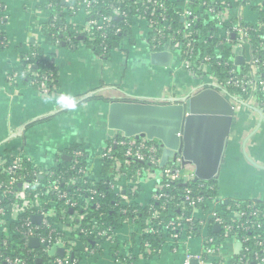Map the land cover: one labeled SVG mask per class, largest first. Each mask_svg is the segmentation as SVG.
Returning <instances> with one entry per match:
<instances>
[{
    "label": "crops",
    "instance_id": "crops-1",
    "mask_svg": "<svg viewBox=\"0 0 264 264\" xmlns=\"http://www.w3.org/2000/svg\"><path fill=\"white\" fill-rule=\"evenodd\" d=\"M78 1L63 0V4L65 11H70L68 22L82 28L88 15L84 6L75 7ZM0 5V38L4 43L0 48V159L20 155L42 169H50L67 160L64 156H70V147L79 144L85 152L88 177L94 181L105 179L108 172L102 153L111 137L107 127L110 97L168 99L215 82L214 76L192 75L185 67L186 71L176 68L182 74L178 84H169L165 69L153 64L157 78H150V82L137 77L132 68L130 72L125 70L133 56L132 49H139L138 43L146 46L142 57L150 61L148 38L141 30V23H136L133 25L134 43L126 42L124 50L116 53L120 57L112 61L113 65L117 62L124 76L122 71L119 75L113 74L112 65L101 61H106L105 58L81 43L76 49L46 50L48 57L53 55L57 86L52 90L38 88L29 82L22 57L31 51L33 44L43 41V28L52 15L48 1L0 0ZM248 10L253 8L246 0L234 11V16L242 23H257L259 16L254 17ZM236 52V59L242 57L239 63L251 61V44L237 47ZM133 62V66L139 67ZM232 102L238 110L221 179H218V198L263 202L264 112L262 115L257 110L261 107L255 99ZM157 179V176L146 177L138 185L135 200L142 206L153 199ZM116 184L123 194L125 184L129 185L123 179ZM78 222L75 218L68 220L67 225L74 227ZM143 228L139 220H129L113 239L99 244L100 249H92L76 237L73 250L77 264H182L188 250L193 253L203 250V238L209 234L207 225L202 235L191 238L183 235L178 242L168 239L161 250L152 254L142 242ZM242 249L243 243L237 236L227 237L210 258L222 264H235Z\"/></svg>",
    "mask_w": 264,
    "mask_h": 264
},
{
    "label": "built area",
    "instance_id": "built-area-1",
    "mask_svg": "<svg viewBox=\"0 0 264 264\" xmlns=\"http://www.w3.org/2000/svg\"><path fill=\"white\" fill-rule=\"evenodd\" d=\"M138 4L136 11L138 12L133 21L136 23H145L148 27V40L151 41L150 51H173L179 56L183 67L192 74L208 73L210 70L211 56L205 55L201 60L191 62V58L195 53L196 33L194 29L195 22L200 18L199 14H195L192 10L184 7L179 16L182 20L180 27L170 21L168 16V7L162 0H134ZM188 2V0H185ZM243 0H212V5L208 9V13L213 19H218V27L220 29L208 35L209 38H219V44L223 41L230 42V36L234 35L237 45L234 47H246L251 44L252 59L247 63L250 64L248 73H239L236 69V56L234 65L229 69L227 74L226 84L213 83L218 86L221 91H226L223 85H230L247 93V98L244 102L255 99L264 109V99L258 100V93L264 91V79L259 78L257 72V64L260 60L255 56V53L264 48V42H261L258 47H253L252 37L260 29H264V20L258 17L257 23H242L236 16L234 11L241 5ZM256 2L260 9H264V0H247L248 4ZM97 0L78 1L77 5L84 6L88 19L80 31L89 33L95 27L96 32L99 31L102 37L106 36L105 28L110 26L111 18L105 16L94 7ZM236 3V6L233 5ZM51 6V3L48 2ZM200 5H207L206 0H200ZM1 7V5H0ZM116 15L125 18V23L128 24L129 13L122 10L118 6H112ZM155 9L159 12L156 14ZM97 16L99 19L94 18ZM227 23V25H225ZM74 26V25H73ZM119 31V29H118ZM182 34L185 39L184 43L177 41L178 35ZM89 35V36H90ZM207 38L203 42H207ZM0 44H4L0 41ZM80 45V44H79ZM171 45L173 47H171ZM56 46V45H55ZM107 44H104V48ZM117 50V49H115ZM115 50H111L115 51ZM186 54L187 57H184ZM36 53L29 51L22 57L23 62L30 63L31 57ZM221 64V62H219ZM227 65V62H224ZM28 65L26 71H28ZM31 84L39 88H48V84L54 79L49 73L33 72ZM103 150L102 157L104 161L112 160L115 162L113 171L114 177L112 180L101 179L99 181L91 180L87 174V166L85 161V152L81 148H74L70 153L71 166L75 174L71 175L69 171L56 172V167L50 169H42L24 156H13L0 159V173L4 174V178L0 180V259L6 264H28L30 256H36L38 252L49 253L53 247H63L65 254L55 256L54 264H77L78 261L74 256V239L76 234L93 235L99 239L108 237L112 239V227L100 228L94 225L93 229L82 225L80 221L85 214L81 208H86L90 203L95 201L96 208L100 207L99 198L105 197V192L100 190L95 184L101 182L115 189L118 193V204L124 202L126 207L121 208L123 214H127L131 209L129 220H139L138 209L133 207L134 197L137 187L146 177L157 176V186L152 200L160 201L161 209H165L167 204H173L179 213L169 220L164 228L171 231L170 239L178 242L183 235L191 238L194 236L198 227L214 225L220 226L222 231L221 236L206 235L204 240L203 250L199 253L187 251L182 264H192L193 260L197 264H222L221 261H213L210 255L215 254L219 250L222 240L233 235L236 227L241 231H255L256 229H264V201L248 200V210L243 209L239 202H235L230 206L225 201L222 202L218 197L214 198L211 195L197 193L195 190L205 189L204 183H198L196 187L188 185L194 180V171L192 168L184 166L181 155L171 158L164 166H161V156L163 146L155 141L149 140L146 137H126L122 134H117L110 137ZM118 149V152L115 150ZM122 154V157L119 155ZM123 158V159H122ZM122 161V165L117 166V162ZM140 162L142 166L133 167L134 162ZM120 179L125 180L129 185L125 184V193H121L116 187V182ZM91 181V182H90ZM76 185L73 191H70V186ZM176 183L185 184L183 189V201L176 199L175 195L168 191ZM175 188V187H173ZM187 204L192 207V213L187 214L181 208V205ZM214 204V207L212 206ZM219 204L220 209L217 208ZM228 204V205H227ZM149 211L153 210L152 218L146 220L143 235H150L157 232L158 224L162 223L160 212L154 210L151 203H148ZM171 210V208H169ZM72 211L66 215L67 211ZM226 213L228 216L226 217ZM79 221L76 226L67 225L68 220ZM159 219L158 223H154L153 219ZM242 218L245 220L240 221ZM14 237L11 241L9 237ZM238 237V236H237ZM36 238L39 242L38 247L30 246V239ZM78 238V237H77ZM243 243V251L237 257L235 264H264V238L259 235L253 237L242 234L238 237ZM79 239V238H78ZM15 244L16 248L10 250L14 255L5 254V250H9V245ZM145 246L150 249V243L145 241ZM24 249V255L16 253L18 248ZM89 248V247H88Z\"/></svg>",
    "mask_w": 264,
    "mask_h": 264
},
{
    "label": "trees",
    "instance_id": "trees-1",
    "mask_svg": "<svg viewBox=\"0 0 264 264\" xmlns=\"http://www.w3.org/2000/svg\"><path fill=\"white\" fill-rule=\"evenodd\" d=\"M51 3L50 9L52 10V15L49 23L43 28V41L36 42L32 45L31 51L36 53L34 57H31L30 63L23 62L25 67L28 65V79L31 83L32 74L33 72H44L49 73L51 77L54 79L51 83L48 84V88L52 90L55 86H57V70L54 65L53 55L50 54L48 57L47 55V46L56 45L58 47L76 49L78 48L79 44L83 43L87 47H89L97 56L100 58L111 59L112 53L111 50H124V45L127 43H134V36H133V21L135 15L138 13L136 9L138 8V4L135 3L134 0H97V3L94 4V7L99 10V12L105 16L111 18L110 26L105 28L106 36L102 37L100 32L97 31L95 27L91 29V35L89 33H84L80 31L79 27L73 26L68 22V18L70 16V11H65V5L63 4V0H47ZM86 1V0H81ZM168 7V16L170 21L175 25V27H180L182 25L181 17L179 16V12L184 7L192 10L193 13L199 14L200 18H198L195 22L194 29L197 31L195 34L196 46H195V53L194 56L190 59L191 62L194 64L193 61L201 60L205 55L211 56L210 63V70L208 73L202 74H210L216 78V82L220 84H226L227 81V74L229 69L234 65V59L237 55L236 50L234 47L237 45V41L234 35L230 36V42L223 41L219 44V38H209L208 35L210 33H214L218 31L220 27H218V19H213V17L207 12L209 7L212 5V0H206L207 5H200V0H162ZM112 6H118L122 10H125L129 13L128 15V24L125 23V18H122L116 15ZM236 6V3L233 5ZM76 8H80L81 6L76 5ZM140 7V6H139ZM252 8H258L257 6H252ZM259 9V17L264 20V9ZM159 12L158 9H155V13ZM97 16H94L96 18ZM97 19H99L97 17ZM227 25V23H225ZM119 29V31H118ZM90 35V36H89ZM207 38V42L204 43L203 39ZM176 40L181 43L185 42L184 37L180 33L177 36ZM0 41L1 38H0ZM261 42H264V29H260L257 33H254L252 37V45L253 47H258ZM149 46L151 41L148 40ZM104 44H107V47L104 48ZM3 44H0V48ZM171 47H173L171 45ZM259 48V47H258ZM184 57H187L186 54H183ZM255 56L260 60L257 64V72L258 76L261 79H264V48L260 49L255 53ZM221 62V64H219ZM224 62L228 64L225 65ZM236 69L239 73H248L250 71V64L247 62L238 63L236 65ZM226 89V93L232 101L239 102L240 100H245L247 98V93L241 91L240 89L230 86V85H223ZM37 87V86H36ZM39 88V87H38ZM264 99V91H260L258 93V100ZM111 139L108 141L110 142ZM156 141V140H155ZM158 142V141H157ZM70 151L74 148H81V145L74 144L70 147ZM119 150L116 149L115 152ZM120 152V151H119ZM122 157V154H119ZM123 159V158H122ZM71 160H64L60 164L56 166V172L59 171H69L71 175L75 174L74 170L70 169ZM85 162V161H84ZM114 164L115 162L112 160H106L105 166L106 171L108 172V176H106V180H112L114 174ZM133 167L135 166H142L143 164L140 162L132 163ZM112 172V173H111ZM5 176L4 174L0 173V180L3 179ZM91 182V181H90ZM198 183H204L206 185L205 189H198L195 190L197 193H204L207 195H211L214 198L219 196V183L218 180L215 181H205V180H198V181H191L188 185H193L196 187ZM79 185V182L75 183L74 186H70V191H73L75 186ZM100 190L105 192V197L99 198L98 201L100 203V207L96 208L95 201L90 203L86 208H81L80 210L83 211L85 214L84 218L80 221L82 225L90 227L93 229L94 225L100 226V228H107L112 227L113 232H117L126 222L128 216H131V209L128 210L127 214H123L121 212V208L126 207L127 204L121 202L119 205V195L117 191L114 189H109V187L101 182L95 184ZM176 186H172L168 189L169 192L173 193L176 199L183 201V189L185 184L176 183ZM136 197H134V200ZM239 202L243 209L248 210V200L244 199H229L228 204L235 208L234 203ZM223 202V201H222ZM149 203L152 204L154 210L158 209L160 212V219L162 223L156 225L157 232L142 236V242L145 245V241L150 243V249L152 254L156 253L157 251L161 250L162 247L166 244V241L170 239L171 231L164 228L165 224L171 220L174 215L179 213V210L175 208L173 204H167L165 209H161L160 201L151 200ZM227 204V205H228ZM133 207L138 209V216L139 222L145 225L146 220L152 218L153 210L149 211V205H141L136 200L133 203ZM183 211L187 214L192 213L193 208L189 207L187 204L181 205ZM171 208V210L169 209ZM72 211H67L66 215H69ZM228 216V213L225 215ZM245 220L242 218L240 221ZM159 219L154 218L153 222L158 223ZM203 227H198L194 233V236L202 235ZM247 234L251 237L253 235H259L260 238H264V229H256L255 231H241L238 227L234 229L233 235L240 237L242 234ZM209 234L214 236H221L222 231L218 230L214 225H209ZM76 236L83 242L85 245L91 247L92 249H100V245L103 241L107 240L108 237L99 239L94 237L93 235H83V234H76ZM112 239L114 238V234L111 235ZM14 237H9L11 241ZM16 248L15 244L9 245V250H5V254L14 255V253L10 250ZM157 250V251H155ZM76 252V251H75ZM150 252V253H151ZM16 253L19 255H24V249L18 248ZM55 256H51L47 253L38 252L36 256H30L28 259V264H54ZM40 260V261H39ZM0 264H6L2 259H0Z\"/></svg>",
    "mask_w": 264,
    "mask_h": 264
},
{
    "label": "water",
    "instance_id": "water-1",
    "mask_svg": "<svg viewBox=\"0 0 264 264\" xmlns=\"http://www.w3.org/2000/svg\"><path fill=\"white\" fill-rule=\"evenodd\" d=\"M173 60V51L150 52L153 65L170 67ZM237 110L226 91L214 84L168 99L113 96L108 102V134L156 140L163 146L161 166L181 155L183 165L193 169L195 181H215L221 174ZM257 110L263 115L264 109ZM64 158L71 159L69 155ZM30 246L38 247V240L31 238ZM49 253L63 256L65 250L53 247Z\"/></svg>",
    "mask_w": 264,
    "mask_h": 264
},
{
    "label": "rangeland",
    "instance_id": "rangeland-1",
    "mask_svg": "<svg viewBox=\"0 0 264 264\" xmlns=\"http://www.w3.org/2000/svg\"><path fill=\"white\" fill-rule=\"evenodd\" d=\"M256 5V2H252L251 6H255ZM254 17H257L259 16V9L258 8H253L252 11L248 10ZM141 30L144 34H146V36L148 35V27L146 26L145 23H142L141 24ZM85 45V44H84ZM139 46V49L137 50H134L132 49L133 51V56L131 57V61H129V65H128V68H127V65L125 67V70L129 69L128 72H130V68H132L131 70L136 72V76L140 78H144L146 81L150 82V78H157L156 77V72H155V69H157L156 67H154L152 64H150V61L147 60V59H144L142 57V54L144 53V51L146 50V46L143 44V43H138L137 44ZM55 47H58V46H55V45H50V46H47V49H50V50H53L55 49ZM89 48V47H88ZM118 52V50H115V51H112V56H111V59H105L106 61H103L101 60L102 62L106 63V64H110L112 65V70L114 71L113 74L115 75H119L120 72L122 73V76H124V71L119 67V65L117 64V62L113 65V62L112 61H115L118 57H120L119 55L116 56V53ZM115 58V59H112V58ZM133 61H135V64H137L139 67H136V66H133L132 63H134ZM142 64V67L141 65ZM157 66V65H156ZM179 67V69L182 70H185L183 65H182V62L181 60L179 59V56L177 54H175V58L173 60V63L170 67H162V66H159L160 69H165L164 72L166 71L167 75H168V83L169 84H178V82H180L181 78H182V74H180L176 68ZM154 71V72H153ZM186 71V70H185ZM192 74V73H191ZM186 75V73H185ZM193 75V74H192ZM191 75V76H192ZM210 75V74H209ZM175 77H177V79H175ZM214 81L216 80V78H214ZM152 80V79H151ZM108 143V142H107ZM106 146V145H105ZM122 165V161H118L117 162V166H121ZM221 177L219 178V181H220ZM212 206L214 207V204H212ZM220 205L217 204V208L220 209L219 207Z\"/></svg>",
    "mask_w": 264,
    "mask_h": 264
}]
</instances>
